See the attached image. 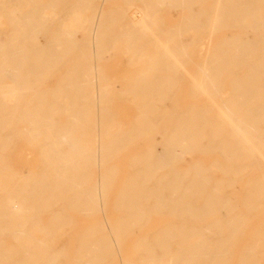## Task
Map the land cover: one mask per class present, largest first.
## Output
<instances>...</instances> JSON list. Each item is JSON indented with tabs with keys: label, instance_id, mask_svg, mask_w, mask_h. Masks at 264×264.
Here are the masks:
<instances>
[{
	"label": "bare ground",
	"instance_id": "6f19581e",
	"mask_svg": "<svg viewBox=\"0 0 264 264\" xmlns=\"http://www.w3.org/2000/svg\"><path fill=\"white\" fill-rule=\"evenodd\" d=\"M113 1L0 0V264H115L112 244L164 215L140 264H264V0H175L189 14L172 29L169 0ZM203 36L217 45L196 63ZM116 47L136 67L121 90L101 72ZM114 98L140 99L133 120ZM23 148L40 149L36 171ZM69 210L93 222L71 263L53 246Z\"/></svg>",
	"mask_w": 264,
	"mask_h": 264
},
{
	"label": "rangeland",
	"instance_id": "374dc122",
	"mask_svg": "<svg viewBox=\"0 0 264 264\" xmlns=\"http://www.w3.org/2000/svg\"><path fill=\"white\" fill-rule=\"evenodd\" d=\"M45 0H42V2ZM214 0H208L206 1V3L198 5L200 8H208L212 5V2ZM90 5V4H88ZM118 5H125V2L121 1V0H117V1H113L111 3H109L107 5V7L109 8H114ZM161 11L159 13V16L161 17L162 20V25L167 26L168 28H174L175 25L185 16H187L189 14V12H187L186 10H181L178 9V6L175 5V0H169L167 4L165 5H161L160 6ZM165 9V10H164ZM232 33H235V31H231ZM188 33H191V31H189ZM255 37H257V35L251 33L249 36L245 37V39H254ZM200 43L197 45L199 46V48L202 50L199 51V49L194 53V61L197 62H201L200 60L209 54H212V52L214 51L216 45H217V40H218V36H214V37H207V36H203L200 38ZM188 40V38H187ZM106 58L107 60H103L102 63V75L104 78L109 80V83L111 84L112 88H117L119 90L125 88L127 86V80H129L128 78L131 77L134 72H135V68L133 66V64L130 62V54L127 53L123 48L121 47H116L114 49H112L111 51H109L106 54ZM100 63V64H101ZM194 63L193 61L190 62V65L192 66ZM135 69V70H134ZM163 72V71H161ZM165 75V74H163ZM59 79L57 77L55 78H51L49 79V81H46L43 84H40L41 87H43V89L45 90V88H49V87H53L56 86L58 84ZM176 88L172 90V94H171V106H172V111H174L175 106L178 103V92L175 91ZM182 92V90H181ZM168 94V92H167ZM182 96V95H180ZM125 97H129V96H125ZM113 100H115V104H116V110L115 112L117 113L116 119L120 120V121H124V122H128L131 121L135 118L136 113L138 112V102L140 99L135 101H130V99H123V98H114ZM200 99H197L195 101L191 100V98H188L187 96L183 97V100L181 101L182 104H187V105H192V104H199ZM167 104H169V102H167ZM162 111H166V110H162ZM167 112V111H166ZM164 118V117H163ZM160 138V137H159ZM139 145L140 147L143 149L146 146L150 145L149 142H145V140L141 139L139 141ZM136 150H138L137 147L134 146H130L129 147V154L127 153L124 157L127 158L128 155H130L132 152H135ZM24 152H28L25 148H23V153ZM40 149H33L31 151L28 152L27 157H24V162H28V160H31V164L29 165L34 171L37 170L39 164V160H40ZM203 159H207V158H203ZM209 159V157H208ZM207 159V160H208ZM192 161V158L190 157V155L186 156V162ZM124 160L122 161L121 159V165L119 166L118 171L120 172V176L119 178L122 179L125 174V169H124V164H123ZM182 166V165H181ZM20 168L22 169V171L24 170V168L22 167V165L20 166ZM219 176H221V174H218ZM244 183L245 180L242 182H239L236 184V190L238 191V193H242L243 192V187H244ZM242 186V187H241ZM239 188V189H238ZM110 208V207H109ZM111 209V208H110ZM109 209V210H110ZM70 214H72V216L75 217V227L73 230H70L69 233L66 236H62L60 237L59 241H54L53 242V246L54 247H61L65 240L68 241L67 244V248H69V253L67 254V257H70V262L71 263L74 261V257H73V250L74 248L77 246L76 242H77V238H78V232L90 227L91 225H93L92 222V217H88L83 215L82 213H80L79 211H70ZM108 217L110 218V228L108 229H112L114 226V217H118L120 215L123 214L122 211L118 210V211H108L107 212ZM262 215V214H260ZM169 217V216H167ZM168 218H166V215L164 216H160L156 221L151 222V224H149L150 226H141L139 228H137L135 234H133L131 237L129 238H125V239H120V241H118V244L113 245L114 249H117L115 251L118 252L116 259H115V264H140L141 262L139 261V253L138 251L134 248L135 244L137 243L138 240H140L141 235L143 234V232L145 231H150V230H155V228H159L160 226H162L165 221ZM249 224H255V222H249ZM157 226V227H155ZM196 240V239H194ZM194 240H191L192 243ZM135 241V242H134ZM188 243L190 242V240L187 241ZM8 243H10V239H8ZM119 250V251H118ZM120 252V253H119ZM65 261V259H63V262Z\"/></svg>",
	"mask_w": 264,
	"mask_h": 264
}]
</instances>
